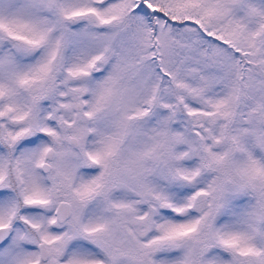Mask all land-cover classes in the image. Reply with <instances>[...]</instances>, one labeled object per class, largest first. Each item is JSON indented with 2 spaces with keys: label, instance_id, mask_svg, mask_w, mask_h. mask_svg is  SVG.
<instances>
[{
  "label": "snow or ice",
  "instance_id": "obj_1",
  "mask_svg": "<svg viewBox=\"0 0 264 264\" xmlns=\"http://www.w3.org/2000/svg\"><path fill=\"white\" fill-rule=\"evenodd\" d=\"M0 264H264V0H0Z\"/></svg>",
  "mask_w": 264,
  "mask_h": 264
}]
</instances>
